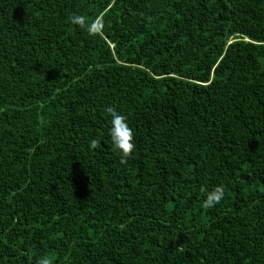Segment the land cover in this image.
I'll return each mask as SVG.
<instances>
[{
  "label": "trees",
  "instance_id": "16d2710c",
  "mask_svg": "<svg viewBox=\"0 0 264 264\" xmlns=\"http://www.w3.org/2000/svg\"><path fill=\"white\" fill-rule=\"evenodd\" d=\"M42 257L264 264V0H0V264Z\"/></svg>",
  "mask_w": 264,
  "mask_h": 264
},
{
  "label": "clouds",
  "instance_id": "9594fccd",
  "mask_svg": "<svg viewBox=\"0 0 264 264\" xmlns=\"http://www.w3.org/2000/svg\"><path fill=\"white\" fill-rule=\"evenodd\" d=\"M71 19L72 23L86 29L90 35L97 34V26L95 25V22L89 23L82 15H74ZM107 112L111 117L108 135L111 138L113 148L119 152L121 161L125 162L132 156L136 149L134 132L129 126L125 115L118 113L112 107H109ZM98 144V140L91 139L88 147L90 150H94L97 148ZM225 192L226 190L223 185H217L210 191H207L203 206L209 209L216 207L224 199ZM39 264H51V261L48 257H42Z\"/></svg>",
  "mask_w": 264,
  "mask_h": 264
}]
</instances>
